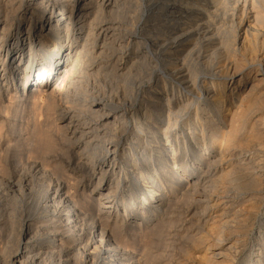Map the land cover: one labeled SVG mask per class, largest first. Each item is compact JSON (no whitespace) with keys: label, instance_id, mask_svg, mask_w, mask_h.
Returning <instances> with one entry per match:
<instances>
[{"label":"bare ground","instance_id":"obj_1","mask_svg":"<svg viewBox=\"0 0 264 264\" xmlns=\"http://www.w3.org/2000/svg\"><path fill=\"white\" fill-rule=\"evenodd\" d=\"M139 6L137 15L129 10ZM137 23L144 27L141 37ZM263 34L264 0H0L1 119V112L13 107L2 106L6 99L36 105L54 81L88 80L104 73L113 78L111 72L125 70L118 75L119 84L108 85L109 95L97 96L85 84L83 96L75 102L78 109L73 103L62 105L52 116L55 87L45 96L49 102L42 110L46 109L48 119L63 122L58 127L71 154L67 164L79 173L67 174L65 166L55 173L39 160H28V154L12 158L6 146L0 147V237L9 242L8 250L0 246V264H144L142 256L149 258L151 252L130 251L133 237L155 231L156 222L176 224L172 208L180 199L191 196L193 203L203 206L199 219L212 201L224 209L229 196L217 165L227 158L248 168L250 157L243 153L264 152V114L252 123L247 122L250 115L246 117L259 89H264V61L259 57L256 64L248 61L237 67L241 60L233 59L246 45L256 59L255 48ZM138 37L142 46L131 51V66L113 63L110 73L104 71L109 66L100 59L116 54L118 65L125 62L132 47L139 45ZM57 48L61 55L54 58ZM253 65L254 73L246 77ZM237 77L236 85L224 88ZM247 123L246 143L239 144ZM177 160L181 164L172 167ZM156 164L158 168L150 173ZM253 172L232 178L240 187L252 180L258 186L260 175ZM94 179L86 195L78 191ZM109 180H114L112 189ZM98 185L106 192L99 193ZM119 186L122 191L130 187L132 196L130 201L122 198L116 209ZM253 190L251 197L261 195L260 189ZM223 211L220 218L226 214ZM249 211L252 217L261 211L259 223L264 222V203ZM222 226L214 230L216 237Z\"/></svg>","mask_w":264,"mask_h":264},{"label":"rangeland","instance_id":"obj_2","mask_svg":"<svg viewBox=\"0 0 264 264\" xmlns=\"http://www.w3.org/2000/svg\"><path fill=\"white\" fill-rule=\"evenodd\" d=\"M126 5H127V3H126ZM134 8L135 7H131V8L129 7V10L131 11V9H132L133 11H137V12H135L136 13L135 15H137L139 13L138 11L141 8V6L136 7L135 8L136 10H134ZM130 13H132V12H130ZM136 29H137V31L140 32L138 36L141 37L140 34L143 32L142 30L144 29V27L141 25V23H137L136 24ZM263 36H264V34L262 36H260L259 39H258V45L256 46L257 50L255 48V51H257V54L259 55L256 59L252 58L253 52H251V47H249L247 45L245 46L244 49H242V51H240V53L234 55L233 59H235V61H236L235 63H237L238 60H241V62L238 61L237 67H240L242 65V63H243V65L248 64V61L251 64H253L254 62H255L254 64H256L258 62L259 57H261L260 60L262 62L264 61V58H263L264 57V37ZM139 37L136 38L137 40H135V41L137 43L139 42L140 46L137 45V47H135V46L132 47V49L129 51L130 53H128L127 59L125 58V62L121 61L120 64L118 65L117 64L118 62H116V61H118V59H117L118 56L116 54H114V55L108 54L109 56H106L104 58V60L102 58L101 59L99 58V59L103 61L102 62L103 64L107 63L106 64L107 66L112 65L113 63H115L118 67H122V66H125V67L128 66L129 67V66H131V65H128V64H131L130 63L132 61L131 57L133 56V55H130V54L132 52L139 51L140 47L142 46V43H141L142 42L141 41L142 38H139ZM261 47H263V49ZM259 51H260V53H259ZM52 53H53L52 57L54 56V58H57V56L59 57L61 55L60 50H58V48L57 49H53ZM109 53H111V52H109ZM246 54H247V56H246ZM94 55H96V54H93V56ZM242 55H244V56H242ZM255 55H256V53H255ZM106 58H108V59H106ZM244 58H245V60H244ZM242 59H243V61H242ZM129 60H131V61H129ZM110 62H111V64H109ZM137 64L138 63H135V65H137ZM134 66H132L133 67L132 73H134V71H135L134 70ZM111 67L109 66V68L105 69L104 71L108 70L109 73H110V71L112 69ZM241 67H243V66H241ZM255 67H256V65H253L250 68L249 72L245 76L248 77V76L252 75L254 73V68ZM119 71L120 70H116L115 74L113 72H111L112 77L114 76L113 78H110L106 73L102 74L101 77H100V75H98L100 77V81L102 83L100 81H98L99 77L95 78V76H97L96 74L89 76L88 80H86V79L83 80L82 77L81 78L77 77L75 79H71V78L69 79L68 78L69 80L68 79H66V80L62 79L60 81L59 80L54 81L55 83H52L53 86L51 85V87H49L50 89L48 88V90L46 92H42V94L40 95L39 101H38V103L36 105H32L30 103L29 104L25 103L22 106L19 103L17 104L15 102V99H12L10 101V103L7 102L8 101L7 99L4 100V102L2 103L3 107L7 108V106H9V104H11L15 109L13 107L12 108L8 107L7 109H4V111H6V112H4V111L1 112L3 118L2 119L0 118V123H1L0 125H2V128L0 129V147H2V146L5 147L6 146L7 149H9L8 150V154L10 156H12V158L17 157L18 155L28 154L27 156L29 158H31V159L28 158V160H35V161L39 160V162H42V164L44 165V167L46 169L49 168L48 169L49 171H53V169H54L55 173H61V167L62 166L63 167L65 166L64 168H65V171L67 172V174L70 173L71 175H73L75 173L76 174L79 173V172H77L78 169L75 170L72 167H69L68 164H67L71 160L70 159L71 154L69 155L70 152L67 150V143H66V140H64L63 131L61 130V128L58 127V126L62 125L63 122L59 121V120L58 121L56 120V122H55V121H53L51 119H48L47 118L46 109H45V111L42 110V108L44 109V107H46V105L43 106L44 102L48 101L47 100L48 98L45 97V96H47V93H48L49 90H51L53 87H55L53 89V93L51 95L52 98H50V100L52 102L54 101V103H55V104L53 103L55 105V107H54V105L52 106V108L54 107V110H52V116L55 113V109H56V112H58V111H60L59 109H62L64 107V105L65 106L66 105H71L72 106V103H73V107L76 105L75 109L76 108L78 109L79 105L76 104L75 102L78 103L77 97L83 96V90H84V85L85 84L88 85V89L89 90H93L94 92H96L97 96H101L103 94L104 95L105 94L109 95L108 92H111L109 86L115 85L114 82L118 83L119 82L118 81L119 80L118 75L121 72L125 71V70L123 69V71L122 70L120 72ZM115 75H117V76H115ZM103 77H105V78H103ZM92 78H94V80ZM78 80H80V81H78ZM105 80L107 81V83L104 84L103 81L106 82ZM108 80H109V82H108ZM110 80H111V82H110ZM90 81H91V83H89ZM236 81H238V77L236 79H234L233 81H231L232 83L230 82V83L224 84V88L228 90L230 87H232V86L237 84ZM102 84H104V85H102ZM91 85H93V87H91ZM81 86H82V88H79ZM94 87L96 89L98 88L97 89L98 91ZM262 87H264V86H262ZM237 89L238 88H234L233 92H236ZM261 89H259V91H261V93H260L261 95L259 94V98L256 101H254L255 104H252L250 106V108L248 109V112L249 111L250 112L246 114V117L248 118L249 115H250V117L248 118L247 122L250 121V123H252L253 120L256 121V120L262 118V116L264 114V89H262V90ZM99 90H100V92H99ZM107 90H108V92H107ZM54 91L55 92L57 91V92L55 93ZM73 92L74 93L77 92L76 94H78V95L77 96L74 95ZM98 93H100V95ZM73 99H75V100H73ZM76 99H77V101H76ZM62 105H63V107H62ZM214 105L215 106L212 107L213 109H215L217 107L216 104H214ZM29 106L30 107L31 106H33V107L35 106V107H34V109L32 107H31V109H28V108H30ZM253 106H254V108H252ZM37 108H38V110H35ZM31 110H32L33 113H31ZM36 111H39V113L36 112ZM152 111L155 113V109H153ZM3 112H4V114H3ZM33 115H35V116L33 117ZM253 116H255V117H253ZM224 119L225 120L229 119V115L226 114ZM42 123H44V124H42ZM250 123H247L245 125L244 129L241 130V133H243V134L240 136L241 138L239 137V140H238L239 144H243L245 142L244 138H243V135L245 134V132L248 131L247 129H248ZM50 124H51V126H47V125H50ZM128 127H131L130 123L128 124ZM221 128H224V126H222ZM225 129H226V127H225ZM13 134H14V136H13ZM238 141H236L237 142L236 145L238 144ZM45 148H49V149L44 150ZM249 152L250 151H247V152L243 153L244 157H250L249 158L250 162H249V165H248L249 167L248 168H247V166H243V165H240V164H237L238 165L237 166L235 163H230L231 161L227 160V158L222 160L221 163L219 165H217L218 166V174L221 173V175L223 176V173H224V176L222 177V180L223 179L226 180V181L223 180V181H225L224 183L226 185L225 186L223 185L224 186L223 190H226L227 193H228V196H229V198H227V200L229 202L227 201L228 203L225 205L224 209H223V207H221L219 205H215L216 207L213 206L214 203L212 201V202H210V207L208 209H205L203 218L199 219V215L198 214L203 210V206H200L198 204L193 203L192 202V198H190L191 196H186V197H184V199L183 198L180 199L181 201H179L177 204H175L174 205L175 207L172 208L173 209L172 214L175 215L176 220H177L176 224H174L172 226L171 225L162 226L163 224L160 225L159 222H156L154 224L157 227L155 229V231L156 230L157 231H161V232H159L160 235H158V232L157 231L155 232L154 230L150 231V232H147L145 234L141 233L142 235L138 234V236L136 235V236L133 237L134 239L131 242V244L128 247V249H130V251H132V252H135L136 254H140V251L142 249L149 250V252H151V253H149L150 254L149 258L147 256H142V261L146 260V262L145 261L142 262L144 264H147L148 261L149 262L151 261L150 264L151 263L152 264H209L210 262H211L210 264H212V263L223 264L224 262H225L224 264H227V263L228 264H230V263L231 264H251L252 262H258V260L264 262V222H260L259 223V221H261V220L258 219V217L260 216V214L262 212L260 211L259 214L257 216H255L256 218L252 217L251 215H249V213H250L249 209L250 208H251V210H252V207L255 209V207H258V204L260 205L261 203H264V200H262V198H263L262 195H264V190H263L264 181L262 182V179L264 178V152L257 153V154L255 152H250V153ZM41 154H42V156H41ZM24 157H26V156H24ZM12 158H10V159L12 160ZM49 158H50V161H49ZM41 159H42V161H41ZM53 160H54V162H53ZM171 161H173V160H171ZM180 162H181L180 160H177L176 162H174V164L172 163L174 165V166L172 165V167H175V165H176L175 163L181 164ZM70 163H72L71 166H75L76 165L75 164L76 161L75 162L73 161V162H70ZM0 164L2 165L1 161H0ZM65 164H67V165H65ZM156 168H158L157 164L155 166L151 167L149 172L152 173V171H154ZM249 168H250V170H249ZM236 169H238V170H236ZM231 170H233V172ZM251 170L254 171L253 173L255 175H257V174L260 175L258 180H261L260 181L261 184L259 183L258 186H257L258 181L257 180H252L251 184L248 183L247 185H244V186L241 185V187L237 186L239 182H237V180H235L233 178L234 177L236 178V176L241 174L242 172L243 173H251L252 172ZM0 174H1V172H0ZM164 174H165V172H164ZM226 174L227 175L229 174V175L227 176ZM231 179L233 180L232 182L236 183V184L233 183L234 186H232L233 185L232 183L230 184V180ZM227 181H228V184L231 185V186H229L227 184ZM70 182H72V181L70 180ZM109 182H110V185H111V189L114 188V180H109ZM95 183H96L95 179L91 180L85 186H80L78 191L79 192H83L86 195V193H88L90 188L94 187ZM121 184H122V182H121ZM35 186H34V189L37 190V186L38 185L36 186V188H35ZM226 186H228V187H226ZM257 187H258V189H256ZM98 188L99 189H97V188L96 189L99 190V193H105L106 190H107L105 188H101L100 185H98ZM123 188L124 187L121 188L119 186L118 189H117V192H119V195H118L119 197L118 196L116 197L118 200L115 199L116 209L119 208V205L121 204L120 202H121L122 198L125 199L126 201H128L131 198V196H132V193H131L132 189H130V187H129L130 190L129 189H125V190L122 191L121 189H123ZM236 188H238V189H236ZM243 189H246L247 191L243 190ZM259 189L261 190V195L256 194L257 196H254L256 198H254L252 196L254 198L252 200L251 190H253V193H256ZM93 190H95V189H93ZM226 191H224L223 194ZM241 191H242V193H241ZM257 199H258V201L259 200L260 201L259 202L256 201ZM186 201H188V203ZM118 203H120V204H118ZM248 206L250 207L249 209L247 208ZM223 210L224 211L226 210V214H224L225 212ZM176 211H177V213H176ZM221 211L224 212L223 213L224 216L221 217L222 218V223L224 225L221 223V218L218 216V214ZM244 211L245 212L248 211V213L247 212L245 213ZM184 212H185V214H184ZM194 212H195V216H194ZM240 216H241V218H240ZM224 217L226 219L225 220L226 222L224 221ZM246 217H248L249 219L246 218ZM197 218L199 219L198 221H197ZM212 218H213V220H212ZM186 220L187 221L189 220V223L191 225ZM183 221H184V223H182ZM243 221H245V222L241 224V222H243ZM214 222L215 223L218 222L219 225H221V226L223 225L224 226V227L222 226L223 228L220 227L218 229V232H220V234L218 233L219 234L218 237H216L217 234L216 235L214 234L215 233L214 230H216V228L219 225L217 226L218 223L215 225ZM142 223H144V222H142ZM213 223H214V227H213ZM137 224H138V222L136 223V225ZM208 225H211V226H208ZM184 226H186V227H184ZM187 226L188 227L190 226V227L187 228ZM189 229H190V231H189ZM222 230H223V232H222L223 235L221 234ZM196 233H198V234L196 235ZM141 236L144 237L143 238L144 240L143 239L140 240ZM159 236H160V238H156V237H159ZM220 238H222V239H220ZM213 239H215V240H213ZM0 240H1L0 241L1 248H5V250L6 249L8 250L7 245L9 244V242H8L7 238H5L4 235H3V236L0 237ZM138 240H140L142 242L141 245H140V242ZM217 241H219V242H217ZM151 248L153 249L152 251H151ZM216 251H217V253H220V254L222 253V255L213 256V253H215ZM208 255H210V257ZM154 256H155V258H157V260L154 258ZM217 257L219 259L221 258V260H219V262L220 261H223V262L219 263L218 260H217L218 259ZM212 258H214V260ZM206 260L208 261V263H206L207 262ZM233 260H234V262H233ZM227 261H230V262H227Z\"/></svg>","mask_w":264,"mask_h":264}]
</instances>
